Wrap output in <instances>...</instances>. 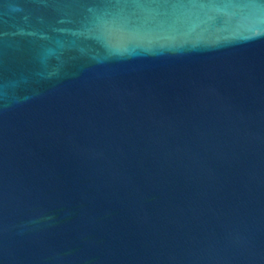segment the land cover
Here are the masks:
<instances>
[{"label":"water","instance_id":"95a60500","mask_svg":"<svg viewBox=\"0 0 264 264\" xmlns=\"http://www.w3.org/2000/svg\"><path fill=\"white\" fill-rule=\"evenodd\" d=\"M0 264H264V0H0Z\"/></svg>","mask_w":264,"mask_h":264}]
</instances>
